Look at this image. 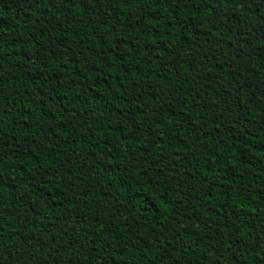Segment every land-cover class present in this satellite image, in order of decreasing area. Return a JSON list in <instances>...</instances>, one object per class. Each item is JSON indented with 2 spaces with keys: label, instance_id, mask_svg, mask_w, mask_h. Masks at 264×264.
<instances>
[{
  "label": "trees",
  "instance_id": "trees-1",
  "mask_svg": "<svg viewBox=\"0 0 264 264\" xmlns=\"http://www.w3.org/2000/svg\"><path fill=\"white\" fill-rule=\"evenodd\" d=\"M0 264H264V0H0Z\"/></svg>",
  "mask_w": 264,
  "mask_h": 264
}]
</instances>
